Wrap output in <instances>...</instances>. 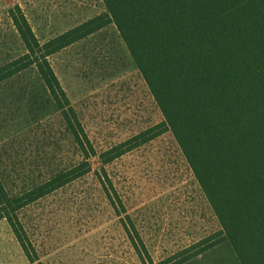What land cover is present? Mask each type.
<instances>
[{
    "label": "rangeland",
    "instance_id": "obj_1",
    "mask_svg": "<svg viewBox=\"0 0 264 264\" xmlns=\"http://www.w3.org/2000/svg\"><path fill=\"white\" fill-rule=\"evenodd\" d=\"M14 7L40 43L106 11L102 0H0V68L26 53L9 17ZM48 61L95 150L163 121L113 24ZM81 161L34 68L0 82V181L6 190L23 193ZM90 162L89 174L18 212L35 264H166L220 230L170 132L110 164ZM0 264H31L5 220Z\"/></svg>",
    "mask_w": 264,
    "mask_h": 264
},
{
    "label": "trees",
    "instance_id": "obj_2",
    "mask_svg": "<svg viewBox=\"0 0 264 264\" xmlns=\"http://www.w3.org/2000/svg\"><path fill=\"white\" fill-rule=\"evenodd\" d=\"M102 2L105 13L44 43L19 7L8 12L26 53L0 68V82L34 68L82 161L23 193L9 192L0 181V221L7 222L27 260L35 264L36 254L18 218L21 209L89 174L90 159L110 164L170 132L220 230L166 264H183L226 241L240 264H264V0ZM110 24L163 121L101 152L81 128L48 58Z\"/></svg>",
    "mask_w": 264,
    "mask_h": 264
},
{
    "label": "crops",
    "instance_id": "obj_3",
    "mask_svg": "<svg viewBox=\"0 0 264 264\" xmlns=\"http://www.w3.org/2000/svg\"><path fill=\"white\" fill-rule=\"evenodd\" d=\"M183 264H240V262L226 241Z\"/></svg>",
    "mask_w": 264,
    "mask_h": 264
}]
</instances>
